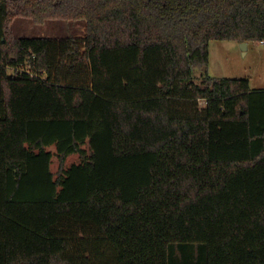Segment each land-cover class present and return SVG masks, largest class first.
I'll return each mask as SVG.
<instances>
[{
  "label": "trees",
  "instance_id": "trees-1",
  "mask_svg": "<svg viewBox=\"0 0 264 264\" xmlns=\"http://www.w3.org/2000/svg\"><path fill=\"white\" fill-rule=\"evenodd\" d=\"M212 39L264 42V0H0V264H264V89Z\"/></svg>",
  "mask_w": 264,
  "mask_h": 264
},
{
  "label": "rangeland",
  "instance_id": "rangeland-1",
  "mask_svg": "<svg viewBox=\"0 0 264 264\" xmlns=\"http://www.w3.org/2000/svg\"><path fill=\"white\" fill-rule=\"evenodd\" d=\"M11 28L16 36H65L84 33L85 27L81 22L61 19H48L36 23L27 17H16ZM209 57L206 66L207 73L211 76L248 78L251 89H264V42L250 41L246 49H242L240 42L228 39H212L209 41ZM201 70H194V81L200 82ZM54 153V146H49ZM80 160L78 154L68 155L64 166ZM51 170L56 175L59 162L53 154Z\"/></svg>",
  "mask_w": 264,
  "mask_h": 264
},
{
  "label": "water",
  "instance_id": "water-1",
  "mask_svg": "<svg viewBox=\"0 0 264 264\" xmlns=\"http://www.w3.org/2000/svg\"><path fill=\"white\" fill-rule=\"evenodd\" d=\"M240 46L242 47V49L245 50L247 47V42L246 41L240 42ZM203 70H206V66H203Z\"/></svg>",
  "mask_w": 264,
  "mask_h": 264
},
{
  "label": "built area",
  "instance_id": "built-area-1",
  "mask_svg": "<svg viewBox=\"0 0 264 264\" xmlns=\"http://www.w3.org/2000/svg\"><path fill=\"white\" fill-rule=\"evenodd\" d=\"M204 102H205L204 100H200V104H204Z\"/></svg>",
  "mask_w": 264,
  "mask_h": 264
},
{
  "label": "crops",
  "instance_id": "crops-1",
  "mask_svg": "<svg viewBox=\"0 0 264 264\" xmlns=\"http://www.w3.org/2000/svg\"><path fill=\"white\" fill-rule=\"evenodd\" d=\"M249 42H247V45H248Z\"/></svg>",
  "mask_w": 264,
  "mask_h": 264
}]
</instances>
